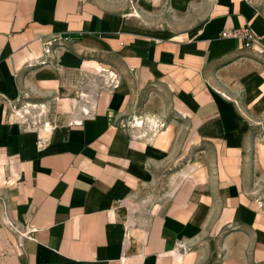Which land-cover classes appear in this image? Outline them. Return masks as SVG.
<instances>
[{"label": "crops", "instance_id": "1", "mask_svg": "<svg viewBox=\"0 0 264 264\" xmlns=\"http://www.w3.org/2000/svg\"><path fill=\"white\" fill-rule=\"evenodd\" d=\"M131 6L0 0V264H264V0Z\"/></svg>", "mask_w": 264, "mask_h": 264}, {"label": "built area", "instance_id": "2", "mask_svg": "<svg viewBox=\"0 0 264 264\" xmlns=\"http://www.w3.org/2000/svg\"><path fill=\"white\" fill-rule=\"evenodd\" d=\"M221 37L223 38H237L242 42V46L246 49L251 50L255 55L262 56L264 54V34H256L252 32L247 26L239 27V28H231V29H225L221 32ZM58 42L56 46H62L61 37L53 38L49 40L46 44L45 51L43 56L40 58V60L37 61V63L43 65V64H49V52H50V45L52 42ZM36 109L37 111H40L38 114L43 112L41 109ZM14 114H16L20 118H24L22 115L17 113V110H14ZM139 122H141L139 120ZM163 124V123H162ZM161 124V126H162ZM41 127V123L32 122L31 127H28L29 129H34Z\"/></svg>", "mask_w": 264, "mask_h": 264}, {"label": "rangeland", "instance_id": "3", "mask_svg": "<svg viewBox=\"0 0 264 264\" xmlns=\"http://www.w3.org/2000/svg\"><path fill=\"white\" fill-rule=\"evenodd\" d=\"M128 4H129V8L132 7L131 4L135 2V0H127ZM134 10H132L133 12ZM221 35V34H220ZM56 47H60V46H56ZM63 47V46H62ZM54 49V48H53ZM118 82V79L116 77H112L111 80H110V83H111V86H115L116 83ZM223 97L226 98V99H230L228 95L226 94H223ZM25 101L27 103H30L28 102V100L26 99H22V100H19V108L21 107H24V103ZM32 108V107H30ZM20 110V109H19ZM31 113L33 112L32 115H37L40 111H37L36 109H34L33 111L29 110ZM18 112V111H17ZM24 112V110H23ZM23 112H20V115H24ZM47 113V112H46ZM49 113V112H48ZM87 113V112H86ZM42 114V113H41ZM262 120V119H260ZM262 121H258L257 124L255 126L256 127V137L257 139L264 145V124L261 123ZM254 195H255V198L260 200V201H263L264 200V177L260 178L256 181V185L254 186V191H253Z\"/></svg>", "mask_w": 264, "mask_h": 264}, {"label": "bare ground", "instance_id": "4", "mask_svg": "<svg viewBox=\"0 0 264 264\" xmlns=\"http://www.w3.org/2000/svg\"><path fill=\"white\" fill-rule=\"evenodd\" d=\"M69 100H70V99H69ZM86 111H87V110H86ZM17 113L20 114V111H18ZM142 121H143V120H142ZM137 122H139V121H137ZM139 123H140V122H139ZM152 124H153V123H152ZM44 129H45V128H44ZM45 131H46V130H45ZM41 133H42V131H41Z\"/></svg>", "mask_w": 264, "mask_h": 264}]
</instances>
